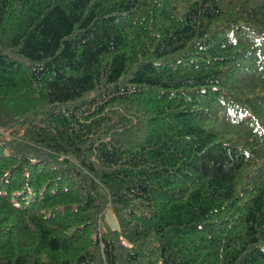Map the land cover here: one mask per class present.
<instances>
[{"label": "trees", "instance_id": "1", "mask_svg": "<svg viewBox=\"0 0 264 264\" xmlns=\"http://www.w3.org/2000/svg\"><path fill=\"white\" fill-rule=\"evenodd\" d=\"M0 264H264V0H0Z\"/></svg>", "mask_w": 264, "mask_h": 264}, {"label": "rangeland", "instance_id": "2", "mask_svg": "<svg viewBox=\"0 0 264 264\" xmlns=\"http://www.w3.org/2000/svg\"><path fill=\"white\" fill-rule=\"evenodd\" d=\"M106 225L111 229H118L117 220L111 211H107L104 217Z\"/></svg>", "mask_w": 264, "mask_h": 264}, {"label": "bare ground", "instance_id": "3", "mask_svg": "<svg viewBox=\"0 0 264 264\" xmlns=\"http://www.w3.org/2000/svg\"><path fill=\"white\" fill-rule=\"evenodd\" d=\"M122 69V68H121ZM161 128V127H160ZM195 141V140H194ZM193 142V141H192ZM196 147V146H195Z\"/></svg>", "mask_w": 264, "mask_h": 264}]
</instances>
